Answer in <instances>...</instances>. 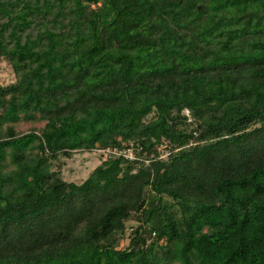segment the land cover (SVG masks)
Wrapping results in <instances>:
<instances>
[{"label":"trees","instance_id":"16d2710c","mask_svg":"<svg viewBox=\"0 0 264 264\" xmlns=\"http://www.w3.org/2000/svg\"><path fill=\"white\" fill-rule=\"evenodd\" d=\"M0 61V264H264V0H0Z\"/></svg>","mask_w":264,"mask_h":264},{"label":"rangeland","instance_id":"374dc122","mask_svg":"<svg viewBox=\"0 0 264 264\" xmlns=\"http://www.w3.org/2000/svg\"><path fill=\"white\" fill-rule=\"evenodd\" d=\"M13 78L10 66L5 61H0V82L7 83ZM41 125L42 123H21L17 125V130L26 132L32 127L38 128ZM100 152H75L70 158L60 157L59 167L62 177L67 181L81 182L106 156V152L103 155Z\"/></svg>","mask_w":264,"mask_h":264},{"label":"built area","instance_id":"2783aa9c","mask_svg":"<svg viewBox=\"0 0 264 264\" xmlns=\"http://www.w3.org/2000/svg\"><path fill=\"white\" fill-rule=\"evenodd\" d=\"M184 113H185L186 115H188V110L185 109V110H184ZM129 157L131 158V157H132V154H130Z\"/></svg>","mask_w":264,"mask_h":264}]
</instances>
